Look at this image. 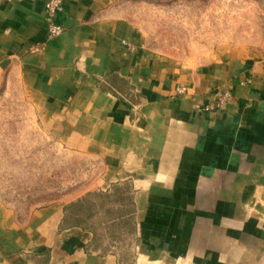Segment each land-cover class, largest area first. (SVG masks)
I'll list each match as a JSON object with an SVG mask.
<instances>
[{"label": "crops", "instance_id": "0c3cea01", "mask_svg": "<svg viewBox=\"0 0 264 264\" xmlns=\"http://www.w3.org/2000/svg\"><path fill=\"white\" fill-rule=\"evenodd\" d=\"M45 1L0 0V83L17 74L51 136L98 160L90 191H128L129 238L0 204V264H264V35L191 65L145 45L122 0H65L49 38Z\"/></svg>", "mask_w": 264, "mask_h": 264}, {"label": "rangeland", "instance_id": "374dc122", "mask_svg": "<svg viewBox=\"0 0 264 264\" xmlns=\"http://www.w3.org/2000/svg\"><path fill=\"white\" fill-rule=\"evenodd\" d=\"M119 6L145 45L191 65L208 61L217 44L263 42L264 0H122ZM17 76L0 83V204L22 219L60 204L66 225L89 228L103 243L127 240L130 217L115 219L130 211L128 191L89 190L101 177L98 160L51 136Z\"/></svg>", "mask_w": 264, "mask_h": 264}, {"label": "built area", "instance_id": "2783aa9c", "mask_svg": "<svg viewBox=\"0 0 264 264\" xmlns=\"http://www.w3.org/2000/svg\"><path fill=\"white\" fill-rule=\"evenodd\" d=\"M65 0H46L45 1V16L48 37L54 38L59 36L63 32V26L57 21V15L63 10V4ZM177 93H183L184 88H176ZM231 97L228 90L220 89L216 90V102L213 105L206 106V110H214L219 108L226 100Z\"/></svg>", "mask_w": 264, "mask_h": 264}]
</instances>
